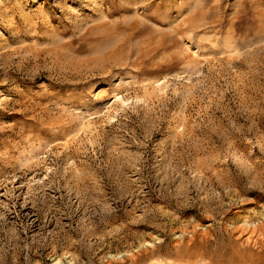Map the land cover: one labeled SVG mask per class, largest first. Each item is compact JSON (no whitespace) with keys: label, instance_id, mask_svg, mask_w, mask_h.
I'll list each match as a JSON object with an SVG mask.
<instances>
[{"label":"rangeland","instance_id":"obj_1","mask_svg":"<svg viewBox=\"0 0 264 264\" xmlns=\"http://www.w3.org/2000/svg\"><path fill=\"white\" fill-rule=\"evenodd\" d=\"M0 264H264V0H0Z\"/></svg>","mask_w":264,"mask_h":264},{"label":"bare ground","instance_id":"obj_2","mask_svg":"<svg viewBox=\"0 0 264 264\" xmlns=\"http://www.w3.org/2000/svg\"><path fill=\"white\" fill-rule=\"evenodd\" d=\"M243 228H244V227H243ZM245 229H246V228H245ZM238 230H239V229H238ZM238 230H237V232H238ZM246 230H247V229H246ZM246 230H245V231H246ZM240 232H241V230H240ZM245 233L247 234V232H245ZM253 234H254V233H253ZM247 236H248V235H247ZM244 238H245V237H244ZM252 238H253V237H252ZM248 239H250V238L248 237ZM245 240H246V238H245ZM250 240H251V239H250ZM250 240H249V241H250ZM246 242H247V241H246Z\"/></svg>","mask_w":264,"mask_h":264}]
</instances>
